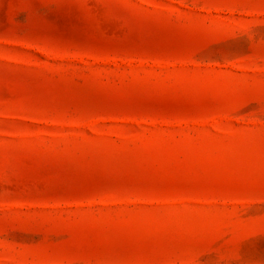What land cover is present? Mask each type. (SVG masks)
I'll list each match as a JSON object with an SVG mask.
<instances>
[{
    "label": "rangeland",
    "instance_id": "374dc122",
    "mask_svg": "<svg viewBox=\"0 0 264 264\" xmlns=\"http://www.w3.org/2000/svg\"><path fill=\"white\" fill-rule=\"evenodd\" d=\"M0 264H264V0H0Z\"/></svg>",
    "mask_w": 264,
    "mask_h": 264
}]
</instances>
